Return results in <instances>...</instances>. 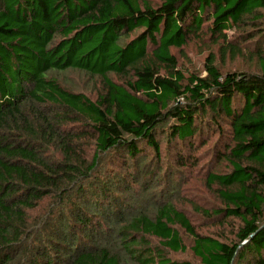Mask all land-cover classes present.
<instances>
[{
	"label": "trees",
	"instance_id": "16d2710c",
	"mask_svg": "<svg viewBox=\"0 0 264 264\" xmlns=\"http://www.w3.org/2000/svg\"><path fill=\"white\" fill-rule=\"evenodd\" d=\"M261 21L264 0H0V264H193L164 249L200 264H264V51L253 52L256 71H223L210 51L204 75L174 53L209 37L234 58L243 48L229 31L252 26L246 43L264 34ZM68 70L101 78L98 98L54 76ZM202 131L216 139L200 189L219 203L183 201L238 221L230 241L196 229L174 202L181 190L136 209L112 191L121 179L100 176L104 155L125 163L147 144L160 156V134L183 147V166L197 164Z\"/></svg>",
	"mask_w": 264,
	"mask_h": 264
},
{
	"label": "rangeland",
	"instance_id": "374dc122",
	"mask_svg": "<svg viewBox=\"0 0 264 264\" xmlns=\"http://www.w3.org/2000/svg\"><path fill=\"white\" fill-rule=\"evenodd\" d=\"M151 1L155 4L158 0ZM262 22L263 21L259 22V27L264 30L263 25L260 26ZM252 30L253 28L250 26L229 31V40L234 43L241 44V49L243 48L242 53L235 56L234 58H232V54L228 49L226 50V53L222 55L221 50L219 49V44L213 45L209 37L204 38L203 40L194 39L188 41L183 49H174V53L177 55L179 65H181L182 68L190 72H196L203 75L205 74L203 66L204 61L210 51L215 52L218 56L219 59L217 64L222 68L223 71H226L227 69L256 71L259 66L258 61L255 59V55H253V52L257 51V46L261 47V50L264 51V34L262 32L259 33L260 31H255L257 35L253 40H249L246 43L241 40L244 36L241 34L251 33ZM252 55L254 59L251 58ZM54 76L60 79L64 87L70 91L82 92L94 100L98 98V95L103 91L101 78L90 76L89 74L82 71L68 70L61 73H55ZM111 76L114 80H118L115 75ZM205 116L207 117L208 114ZM74 125L78 131L90 130L88 127H84L82 124L75 123ZM201 135H203V138H205L206 141L208 139V141L206 142V145L196 149V152L194 153L195 158H200H198L197 161L198 165L190 163L189 165L183 166L181 164V155L179 153L183 147L180 146V143L176 142L175 140H169V137L167 138L166 134H160V156H157L155 150L147 144L139 145L140 154L135 159H130L129 161L125 160V163L115 154L104 155L102 156V174H100V176L105 182H108L110 179L114 180V178H112L113 175L117 176V179H121V183L118 185V188H116L117 184H114L115 187L112 188V191L115 193L119 192L120 199L117 198L119 204H126L127 200H129L127 204H130L131 208L135 206L136 209L145 204H148V206L153 209L154 206L162 199H165L167 195L169 198H175L174 200H176L178 191L181 190V198L174 202L178 207L183 209L186 205V212L196 229L202 232L217 235L223 240L230 241L235 238L234 232L235 227H238L239 225L238 221L229 219L228 221L222 222L219 221L220 219L213 217L212 219L204 218L203 215L197 212L195 213L194 209H192L189 204L183 201H199L203 206L208 207V204L203 203L204 197L207 196V198H209L208 201H210V204L213 206H216V204L219 203L214 197L205 194L200 189V184L202 178L204 177L208 163H212L211 155L213 144L216 139L215 137L214 139H209L212 135H214L212 132L204 131L201 133ZM201 135L197 136L198 142L201 138ZM84 148L86 150V154L89 156L93 155L94 147L92 140H89L87 146L84 145ZM188 154L189 153L187 151L186 155ZM52 156L59 159L61 155L57 151ZM110 160H115L113 165L110 163ZM186 176L190 177V181ZM124 178L125 184L128 183V191H122L125 186L123 185ZM147 186L149 188H147ZM43 203L45 206H42V209L40 207L38 212L31 211L32 213L30 214V218L35 219L40 213L44 214L47 212V209L49 208L48 205L51 202L46 200ZM103 209H107V207L105 206ZM103 209L99 210L98 212H102ZM121 209L125 210V207H120L117 210ZM95 219H98L97 216ZM119 221L121 220H116L114 224L118 223ZM94 223L95 220L93 219V224ZM181 233L184 241L187 245H189L191 242V237L184 231ZM150 241L153 246L159 245L158 239L151 237ZM163 252L165 256L171 260L177 261L187 259L193 264H200L190 252V250L181 252L164 249Z\"/></svg>",
	"mask_w": 264,
	"mask_h": 264
}]
</instances>
